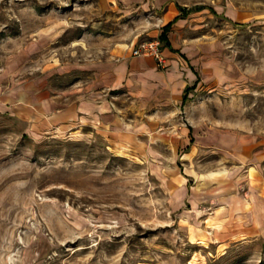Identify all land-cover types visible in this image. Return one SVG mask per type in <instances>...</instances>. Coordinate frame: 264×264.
<instances>
[{
    "label": "rangeland",
    "instance_id": "1",
    "mask_svg": "<svg viewBox=\"0 0 264 264\" xmlns=\"http://www.w3.org/2000/svg\"><path fill=\"white\" fill-rule=\"evenodd\" d=\"M154 1L0 0V96L65 91L90 63L157 38ZM174 1L223 9L172 31L219 40L245 76L154 119L120 95L115 135L34 132L0 108V264H264V149L241 159L222 143L264 141V0Z\"/></svg>",
    "mask_w": 264,
    "mask_h": 264
},
{
    "label": "crops",
    "instance_id": "2",
    "mask_svg": "<svg viewBox=\"0 0 264 264\" xmlns=\"http://www.w3.org/2000/svg\"><path fill=\"white\" fill-rule=\"evenodd\" d=\"M152 4L160 10L161 29L157 38L163 27L171 23L166 38L161 39L165 57L163 67L153 57L133 56L128 49L119 50L111 58L87 65L84 68L87 77L71 83L65 91H36L31 103L23 100L16 103L10 93H3L0 108L27 122L34 132L61 133L69 137L84 136L91 131L114 134L125 124L117 113L120 95L129 99L130 109L135 113L154 119L153 113L177 111L185 105L187 97L195 96L201 90L218 92L240 75L245 76L229 59L222 57L223 46L219 40L203 39L199 34L188 35V29L179 34L172 31L175 27H187L186 22L193 14L203 18L206 14L213 17L223 13L218 5L192 8L178 6L174 0H155ZM229 12L225 13L230 21L246 19L245 13ZM253 76L254 80H264L262 69L255 70ZM223 133L222 143L232 148L241 159L249 156L256 147L264 149V141L251 133ZM238 204V218L251 221L252 216L244 210L250 202L244 204L240 200Z\"/></svg>",
    "mask_w": 264,
    "mask_h": 264
},
{
    "label": "built area",
    "instance_id": "3",
    "mask_svg": "<svg viewBox=\"0 0 264 264\" xmlns=\"http://www.w3.org/2000/svg\"><path fill=\"white\" fill-rule=\"evenodd\" d=\"M131 53L133 56L153 57L160 67L165 64V57L162 55V42L158 38L139 42L133 46Z\"/></svg>",
    "mask_w": 264,
    "mask_h": 264
},
{
    "label": "trees",
    "instance_id": "4",
    "mask_svg": "<svg viewBox=\"0 0 264 264\" xmlns=\"http://www.w3.org/2000/svg\"><path fill=\"white\" fill-rule=\"evenodd\" d=\"M170 26H171V23H169V24H167V25H165V26L163 27L162 33H161V35H160V37H159L160 40L166 38V33H167V31L170 29Z\"/></svg>",
    "mask_w": 264,
    "mask_h": 264
}]
</instances>
